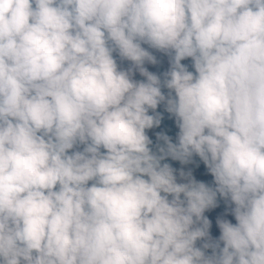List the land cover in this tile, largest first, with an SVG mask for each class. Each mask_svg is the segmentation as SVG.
<instances>
[{
    "label": "clouds",
    "instance_id": "obj_1",
    "mask_svg": "<svg viewBox=\"0 0 264 264\" xmlns=\"http://www.w3.org/2000/svg\"><path fill=\"white\" fill-rule=\"evenodd\" d=\"M0 264H264V0H0Z\"/></svg>",
    "mask_w": 264,
    "mask_h": 264
},
{
    "label": "rangeland",
    "instance_id": "obj_2",
    "mask_svg": "<svg viewBox=\"0 0 264 264\" xmlns=\"http://www.w3.org/2000/svg\"><path fill=\"white\" fill-rule=\"evenodd\" d=\"M142 47H145L156 59L155 64H149L147 61H145L143 66L148 71L156 74L160 78L157 67L159 65L160 67H162L167 72L169 69L170 54H165L163 52H160V51H157L154 49H150V48H148L147 45H144V44H142ZM113 57L116 60L117 67L119 70L127 71L129 69V67H131V63L129 61L121 59L115 52H113ZM187 60H188V58H185L181 61V63L186 65ZM139 75H140L139 72L135 68H132V77L131 78L133 80H138ZM165 97H166V95H165ZM158 105L163 106V105H165V103L163 101H161L160 103H158ZM153 133H154L153 127L149 128V129H145V134L148 136V138ZM177 134H178V130H177L176 134L170 139L171 143H173V144L177 143ZM82 147H83V145H78V146H75L73 150H81ZM70 151H72V150H70ZM172 169H173V175L175 176L177 183L186 182V178H183L179 175V173L181 171H183L185 173L190 172L192 178L197 180V181L204 182L206 185H209V186H214L213 180L210 179V177L205 172L198 170V169H195L190 165L182 164V165H178L176 167H172ZM168 198L171 199V197H168ZM203 215L205 217H207V219L209 220L208 236L206 238L198 239L195 242V246H197V247H201V245L206 243V242L211 243V242L216 241L218 239L219 229L216 225V219L217 218L227 219V220H229V222L235 223V220H234L233 216L231 215V205L228 206L226 209L221 210V211H217L215 209L205 210ZM195 226H198V222ZM221 246H222V244H221ZM204 251H205L206 255H210L212 249L208 248V249H204Z\"/></svg>",
    "mask_w": 264,
    "mask_h": 264
},
{
    "label": "trees",
    "instance_id": "obj_3",
    "mask_svg": "<svg viewBox=\"0 0 264 264\" xmlns=\"http://www.w3.org/2000/svg\"><path fill=\"white\" fill-rule=\"evenodd\" d=\"M185 66L187 67L188 71H193L190 58H188L187 64ZM157 70H158V73H159V76L161 79V91L167 97L170 90L163 87V80L165 79L164 73H166V71L162 67H160L159 65L157 67ZM143 79H144V77H142L140 75L138 76V80H143ZM154 112L160 114V123H159V125L153 127L154 133L149 137L150 143H149L148 147L153 154L160 156L161 155V152H160L161 148L165 149V151H166V145H165L164 140L161 138V136L166 135L170 141V139L176 134L178 128L176 126L175 118L171 114H169L168 112L165 111V105H163V106L157 105V108L155 110H152V109L148 110L149 115H153ZM158 134H160V135L158 136ZM101 151H103V149H101ZM160 163L161 164L166 163L171 168L176 167L178 165H182V164L190 165L195 169H198V170L205 172L210 177V179H212L211 174L207 171V168L205 167L203 162L195 154H193L192 157L189 159V161L186 163H181L179 160H174L170 156L165 155L164 158L160 160ZM162 195H164V194L162 193ZM168 197H171V196L169 195ZM230 205H231L230 202H228L225 198L219 197V195L217 194L216 206L208 208L206 210L215 209L217 211H221V210L226 209Z\"/></svg>",
    "mask_w": 264,
    "mask_h": 264
}]
</instances>
